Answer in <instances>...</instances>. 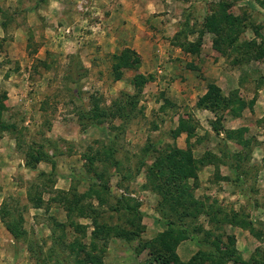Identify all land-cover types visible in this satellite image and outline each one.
Returning a JSON list of instances; mask_svg holds the SVG:
<instances>
[{"label":"rangeland","instance_id":"374dc122","mask_svg":"<svg viewBox=\"0 0 264 264\" xmlns=\"http://www.w3.org/2000/svg\"><path fill=\"white\" fill-rule=\"evenodd\" d=\"M50 1L57 0H0L4 26L0 27V82L9 79L7 89L0 86V189L5 193L4 208L15 217L11 221L7 215L5 221L13 225L24 219L18 239L0 221V264H80L83 255L77 258L72 253V241L88 245L91 222L75 217L73 208L72 221L88 227L83 235L67 226L63 235L52 221L64 214L61 208L55 211L58 203L52 200L60 197L59 191L69 193L73 187L85 195L100 180L109 182V193L100 190L96 197L83 198L81 205L97 206V200L122 197L138 204L142 214L139 222L130 215L110 213L106 206L97 210L104 214L102 223L136 233L130 241L114 235L97 241L99 256L105 248L103 264H157L151 248L166 230L164 220L189 231L175 249L182 262L206 250L199 242L219 241L225 246L233 239L241 260L264 264V0H59L60 5ZM124 3L141 9L126 12ZM108 4L112 8L106 12L98 7ZM126 24L133 26V34L142 31L139 36L147 45L163 41L165 47L142 49L145 54L152 51V58L167 62L174 57L166 52L179 48L171 43L178 32L179 39L198 49L191 57L209 62V74L214 73L210 64L234 73L236 88H228L226 94L211 76L204 81L206 92L209 84L220 90L213 95L225 99L226 106L218 102L216 113L197 109V100L206 92L200 97L181 92L179 104L171 102L168 93L180 89H171L163 63L156 65L162 74L151 66L143 72L135 49L115 50V43L126 44ZM103 27L108 29L103 37L106 44L101 42L104 46L97 44ZM60 33L64 38H57ZM76 38L83 50L75 53ZM125 48L139 55L140 67L137 72L124 71L122 80L115 82L110 57ZM71 55L78 56L86 69L77 81L70 73ZM137 73L152 75L154 80L143 87L136 112L127 121L107 117L99 127L81 128L80 116L91 109L94 99L103 108L120 100L121 92L135 95L130 80ZM186 115L192 133L173 140L178 117ZM186 139L196 178L180 180L171 175L165 181L157 175L166 168L164 155L171 147L186 149ZM108 147L113 151H106ZM30 148L46 160L38 163V171L52 173L55 168L53 180L37 170L22 169L19 160L25 161ZM73 153L79 158L68 162L66 156ZM94 153L105 161L94 163L102 175L98 182L85 176ZM112 161L118 164L113 166ZM59 175H71L66 190L54 188ZM158 184L166 189L167 200L155 192ZM25 189L32 195L39 192L43 207L50 210L34 211Z\"/></svg>","mask_w":264,"mask_h":264},{"label":"trees","instance_id":"16d2710c","mask_svg":"<svg viewBox=\"0 0 264 264\" xmlns=\"http://www.w3.org/2000/svg\"><path fill=\"white\" fill-rule=\"evenodd\" d=\"M42 1V0H40ZM228 17V16H227ZM231 24H233L231 22ZM0 27L3 29V25H0ZM180 33H176L173 37L174 39L171 41V43L174 46H177L181 49V51L185 54L189 55H197L198 49L195 48V45L191 42H185V39H179ZM216 45H213V48L216 50ZM111 75L113 78V81H120L123 78L124 71H134L137 72L140 67V57L139 55L130 49H123L118 53H113L111 55ZM69 59L71 60L70 63V73L72 76V79L74 81L79 80V73L84 72L86 69L83 67V65L80 62V58L76 55L69 56ZM44 66H46V63H42ZM77 79V80H76ZM154 80V77L152 75H145L142 73H137L131 80L130 85L137 91L135 95H130L127 92H121L120 93V100H116L111 103L110 106L107 107H100L99 106V100L94 99L93 102H91V109L88 111H84L82 113L81 117V128L86 127H99L100 124L105 120V118H121L123 121H127L135 112L136 108L139 102V98L142 92L143 87ZM220 91L216 86L213 84H209L207 86V92L200 97L196 102V108L197 109H206L211 111L212 113H216L214 110V107L217 106L218 102L220 106H226L225 99H220L215 97L214 91ZM214 94V95H213ZM213 96V97H212ZM166 102V100H165ZM169 103V101H167ZM170 104V103H169ZM213 105V107H212ZM221 108V107H220ZM219 110V109H218ZM190 117L188 115L178 117V124L175 129V131L172 133L171 138L173 140H176L181 134L187 133L191 134V129L189 125ZM187 138L188 135H187ZM187 148L186 149H179L176 146L171 147L169 150L165 153V161H166V168L165 170L163 168H160L157 175L160 178H163L165 181H167L171 175L175 176L174 178L185 180V179H192L196 178V175L194 173V163L195 160L192 156V153L190 151V146L188 143V139H186ZM33 148H30V150L25 152V161L24 165L27 169L31 171L37 170V165L39 162H45L46 160H43V158H40L37 154L34 155ZM106 151H113L111 147H108ZM89 164L85 166L87 167V174L86 177L91 178L92 181H99L102 175L96 169V166L94 167V163L96 162H102L105 164V161L100 160L98 158V154L94 153L93 157L91 155L88 158ZM51 163L54 165L53 161ZM113 166H116L118 163L116 161H112ZM55 168L52 169V173H45L43 171H38V175L47 176L48 179L51 178L52 180L55 177V174L53 171ZM92 173V175H89V173ZM159 178V179H160ZM54 184V182L52 183ZM95 187V190L93 192V189ZM109 182H102L99 181L98 185H91L89 191L83 194H79L75 187L72 188V191L68 192H61L60 197L58 199L52 200L53 202L58 203V207L61 208L66 216L65 222H59L56 219H53L52 223L56 224V227L59 228L62 231V234L64 235L65 228L72 227L73 232H80L85 233L88 226L80 225L79 223H75L72 221V213L73 208L75 211H77V218H83V219H89L92 231L90 233L91 241L88 245H84L79 240L74 239L72 241L71 245V251L73 254L76 255L77 258H79L81 255H83V259H80V264H103V254L105 251H103L105 248L102 249V253L99 256L97 253L98 250V244L97 241L104 240L108 235H114L117 238L121 240L130 241L131 236L136 235V233L133 230H125L122 226L114 225L113 227H109L107 223H102L100 221L101 216L104 214H100L99 208L106 206L107 211L110 213H119L124 215H130L134 218H137L138 221H141L142 214L139 211V205L133 204L130 201H128L125 198H118L113 199L108 197L106 200H97V206L93 205H87L83 206L81 205L82 199L88 197H92L95 195L98 196V191H104L109 193ZM72 192V193H71ZM155 192L158 194H161L163 200H167L166 189L162 187L161 185H157L155 188ZM39 193V192H38ZM36 193L35 195H32L30 191H27L26 198L27 202L32 206V208L39 209L42 208L45 205V201L41 197V194ZM38 194V195H37ZM94 194V195H93ZM70 195V197H69ZM70 198H68V197ZM5 202L3 201V204L0 206V221L4 224L5 229L9 234L13 236V238L18 239V235L22 233V229H20V224L23 223L24 219L17 220L16 222L11 225L7 221H5V217L7 215L12 219L13 221L15 219L14 214L6 210L4 208ZM163 214V217L167 216L166 213L161 211ZM23 218V217H22ZM164 226H166V230L164 233L159 234L157 236V239L155 240L156 244L151 248V252L153 254V261L157 264H227V263H233V264H249L243 260H241L237 254V251L234 246V240L228 239L229 242L225 246H221L220 242H209V241H203L199 242L198 244L205 246L206 250L197 252L188 262H182L180 261L178 255L176 254V247L178 243L182 240H185L187 238V234H189V231L187 229L183 228L182 225L174 223V221L171 220H164L163 221ZM51 236H55L53 234V229L51 230ZM59 239V237H58ZM59 242L58 240L56 241ZM56 243V244H57ZM106 247V245H104ZM31 250V249H29ZM76 251V253H74ZM56 252V250H55ZM81 258V257H80ZM57 262H61L58 261Z\"/></svg>","mask_w":264,"mask_h":264},{"label":"crops","instance_id":"0c3cea01","mask_svg":"<svg viewBox=\"0 0 264 264\" xmlns=\"http://www.w3.org/2000/svg\"><path fill=\"white\" fill-rule=\"evenodd\" d=\"M52 2L54 4H57V5H60V3H61V2H59V0L50 1L49 3H52ZM92 4H95V3L92 2ZM124 5H125V7H123V8L126 9V12H127V10H130V11L132 10L133 12L135 11L136 13L139 12L138 8H140V7H138V5H136V4L124 3ZM98 7L103 12H106V11H108V10H110L112 8V6L110 4H108V5H98ZM88 8L93 9V10L97 9L94 6L93 7L89 6ZM147 8H151V5H148ZM131 20H132L131 22L133 23L134 20L133 19H131ZM101 24H103V23L95 24V25H97L95 27H98V26L100 27ZM132 27L133 26L129 27V25L126 24V28H127V30H129L128 31L129 35H127L128 37H126V38L123 37V39L126 40V44L123 43V41H120V42L118 41L119 44L118 43L114 44L115 45L114 46L115 50H117L118 47L119 48H121V47H129V48L135 49V51L138 54L141 55V68H140V71H143V72H145V70H146L145 67L146 66L147 67L148 66L155 67L154 69H156V67H157L156 65L157 64L163 63V66L166 67V71H164L165 73H163V74H166L168 76V79H167L168 81H170V79H171V89H175L177 87L180 89L178 91H175L176 92L175 94H173L172 92L170 94L168 93V95L170 96L169 98H170L171 102L179 104L178 101H177V98H178V96L180 95L181 92H187V94H184L183 96H185V95L189 96L190 94H192L191 92H193V96H195V97H196V95H198V97L202 96L206 92V83L204 81L206 79L210 78V76L213 78L212 80L222 89V91L225 92V94H226V91L228 90V88H231V89L236 88L235 87L236 78L234 77V73H229L228 70H222V69H220V67L219 68H217V67L214 68V66L212 64H210V67H213V70H214V73H213V71H211V73H213V74L210 73L211 74L210 75L209 74L210 71L207 70V66L209 65V62H207V61L203 62L201 59H198L195 56L191 57L189 54L184 55L185 53L183 54L180 48H176V50H175L174 48L171 47L170 49L173 50V53L172 52H170V53L166 52L168 55H173L174 56V57H168V58L166 57L167 58V62H165L163 59H160L162 57H158V58L154 57V58H152L153 57L152 56V51H151V53H148V54L146 53L145 54L142 51L143 48H149V46L152 47L154 45L159 47V48H162V47H165V44L162 41V42H160L158 44L154 43V44L147 45V43H145L142 40V36H139V34H141L142 31L141 32L136 31L133 34V33H131V28ZM140 28H142V27H140ZM92 29L95 30L94 27ZM0 31L3 32L1 29H0ZM171 31H172V33L169 36L172 37V35L174 33V26L171 29ZM100 33L101 34L98 35V43L97 44H100V45L104 46V44H106V43H105V39L103 37H104V34L108 33V29L106 30V28L103 27V28H101ZM113 33H114V30H113ZM64 36L65 35L61 36V33H60V34H58L57 38H64ZM77 39L78 38H76V40H75V42H77L76 45H75L76 49L73 50V52H75V53L83 50V46H82V43H80V39L78 41H77ZM101 42L104 43V44H102ZM95 46H98V45H95ZM167 46L170 47L168 43H167ZM80 48H82V49L80 50ZM97 48H99V50L102 51L101 47H97ZM112 52H114V51H112ZM163 52H165V51H163ZM160 54L162 56V54H164V53L160 52ZM147 56H149V57H147ZM178 58H179L180 61L177 60ZM157 72L159 74H162L163 71H160V69L157 67ZM8 80H5V81L3 80L2 82H0L1 88L7 89L6 85H8V82H9ZM182 81H183V83H182ZM172 96H174V97H172ZM0 139H2V138L0 137ZM0 150L2 151L1 146H0ZM66 157H68V158H66V160H68V162H73L72 160H73L74 157H75V159L79 158V156H77L74 153L72 154V156H66ZM19 161L21 162L20 166L23 167L22 169L29 170V169H27L25 167L24 161L23 162H22V160H19ZM18 166H19V163H17V168H19ZM38 166L39 165H37V172H38V168H39ZM29 171H31V170H29ZM43 172L48 173L49 171H47V169H43ZM71 179H72L71 175L70 176L69 175H66V176H63V175L60 176L59 175V179H58L57 183L55 182V184H54L55 187L54 188L55 189L66 190V188L70 184V180ZM25 193L27 194V190L26 189H25ZM4 196H5V193H4L3 189H0V206L3 204V200L5 198ZM29 206L32 207L30 204H29ZM48 208H44V207L39 208V209L33 208V210L34 211H43L45 213V212H48L50 210ZM58 209H60V208H56L55 211L58 210ZM61 212L64 214V216H62V214H61V217L59 218V222H64L65 213H64L63 210H61ZM1 230H3V228H1ZM13 259H14V257H13Z\"/></svg>","mask_w":264,"mask_h":264}]
</instances>
